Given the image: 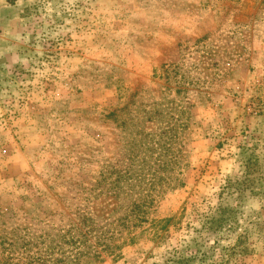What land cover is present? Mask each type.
<instances>
[{"label":"rangeland","instance_id":"1","mask_svg":"<svg viewBox=\"0 0 264 264\" xmlns=\"http://www.w3.org/2000/svg\"><path fill=\"white\" fill-rule=\"evenodd\" d=\"M84 213L121 249L81 264H175L245 229L228 264H264V0H0V264Z\"/></svg>","mask_w":264,"mask_h":264},{"label":"trees","instance_id":"2","mask_svg":"<svg viewBox=\"0 0 264 264\" xmlns=\"http://www.w3.org/2000/svg\"><path fill=\"white\" fill-rule=\"evenodd\" d=\"M229 186L232 185L229 184ZM114 188H117V186ZM238 189L243 191L240 187ZM144 207L145 205L143 203L134 201L129 207V212L125 217L118 220V222H121L120 226L128 232L129 241L131 243L136 239V235H134L133 231L137 228H141L145 222ZM226 210L227 209L224 208L221 209L222 212ZM230 212L233 214L237 211L232 209ZM232 220L233 219L223 218L222 221L218 222L217 227L210 228V230L214 229L213 232L216 234L227 228L233 230L236 227V225L233 224L236 223L237 220L235 218L233 221ZM168 222L169 220L157 221L154 223L153 228L159 225L160 230H164ZM252 225L262 229V226L258 223H253ZM111 227L112 225L108 223H106L105 226L97 225L91 214L84 213L76 226H70L67 230L62 231V235H59L58 241L54 242V244L56 243L54 246L51 243L44 250H37V252L33 253L27 248L21 255L22 258H24L23 264H81L82 259L86 257L92 256L93 258H98L100 257L99 252L92 247L91 241L93 239L97 241L96 245L102 248L101 252H108L109 254L119 257L120 255L116 253V250H120L121 247L113 242L115 233L111 232ZM249 237L250 230L245 229L238 237L236 245L231 249H220V247L212 246L209 250H203L204 245L196 244L195 246H197V249L192 250L190 245H188L186 250L184 249L180 252H176L173 262L175 264H208V261L212 260L209 264H228L232 255L236 254V251L246 244ZM41 238L42 237H39V239ZM41 244H43V242ZM26 251H28L27 254ZM211 254H213V259L209 256Z\"/></svg>","mask_w":264,"mask_h":264}]
</instances>
